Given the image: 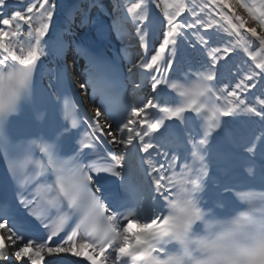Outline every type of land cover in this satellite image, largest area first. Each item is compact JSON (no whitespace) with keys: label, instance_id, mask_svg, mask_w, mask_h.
<instances>
[{"label":"snow or ice","instance_id":"obj_1","mask_svg":"<svg viewBox=\"0 0 264 264\" xmlns=\"http://www.w3.org/2000/svg\"><path fill=\"white\" fill-rule=\"evenodd\" d=\"M153 3L163 13V20L151 8ZM239 6L257 22L259 31L255 26L245 27L247 21L230 6L229 0L192 4L185 0L133 2L127 14L145 57L134 61L129 72L133 67L142 70V80L150 81L151 92L156 96L146 102L134 97L135 102L130 104L117 93V70L90 58L89 83L99 94L112 123L100 121L99 107L95 119L70 115V104L64 98L69 86L57 77L54 94L57 103L64 99L65 122L55 112L47 117L41 113L37 118L46 119V123L37 132L17 143L6 136L0 138L3 159L8 161V170L16 183L19 205L42 222L55 217L51 225L43 224L45 229L50 228L46 236L29 235L23 213L17 208L20 218L10 221V206L0 199V229L14 246L17 260L27 256L31 264H39V253L47 251L84 256L90 264H192L193 259L197 264H264V194L237 190L236 199L246 202L248 207L234 219L224 218L238 208L232 195L233 187L239 186L232 184V177L212 180L216 195L211 204L201 195L209 177V165L227 175L226 169L219 167L223 154L235 155L244 150L256 155L258 141V155L264 159V0H239ZM66 7V0H28L26 5L23 0H0V127L7 128L11 117L19 114L22 104L31 99L34 74L49 42L45 37L49 36L50 26L53 31L62 26ZM121 7L117 0L114 11ZM153 17L162 29L158 47L157 37L150 34ZM244 33L249 41L258 42L260 52L250 50ZM181 41L194 48L199 46L207 59L194 69L198 80L195 91H180L179 95L188 99L178 104L168 91L178 90V84L172 81L193 78L187 72L183 77L179 75ZM237 47L243 49L254 67L235 66V73L230 72L231 79L225 83L221 61L227 64L229 54ZM133 83L134 88L143 86ZM257 95L260 98L253 103ZM198 97L214 98L219 104L211 109L202 133L198 120L202 105L197 102ZM241 114L259 118L249 123L261 129L260 135L230 146L224 141V133ZM69 119L70 124L66 122ZM165 121L186 126L191 121L189 142L198 146V151L191 153L198 161L194 169L185 164L178 173L176 146L165 143ZM162 128L165 132H161ZM156 133L160 135L155 136ZM109 144L123 145L124 154L117 156L107 147ZM137 150L147 154L140 158V167L144 173L141 183L147 180L148 195L144 200L133 197L120 202L108 177L121 178L123 184L124 170L129 167L126 161L135 157ZM186 159L181 154V163ZM26 165L34 167L26 169ZM248 172L254 174V169L249 168ZM260 180L264 183V168ZM165 208L166 214L162 215ZM133 225L139 231L130 233ZM61 232L64 236L56 241L57 246L45 243ZM4 239L0 235V260L12 264ZM19 241H23L22 246ZM33 247L35 250L30 251ZM87 249H91V254L85 256Z\"/></svg>","mask_w":264,"mask_h":264},{"label":"bare ground","instance_id":"obj_2","mask_svg":"<svg viewBox=\"0 0 264 264\" xmlns=\"http://www.w3.org/2000/svg\"><path fill=\"white\" fill-rule=\"evenodd\" d=\"M67 1H69V0H66V2ZM138 2H139V0H138ZM185 2L188 3V4H192L194 2L195 3H200L201 0H185ZM229 4H230V6L236 12H238L247 21L245 27L255 26V27L258 28V24L255 21L251 20V18L248 16L247 12L244 11V9L241 8L236 3L235 0H229ZM128 5L129 4L123 6L125 9H124V11H122V13H120V16L123 17V18H126V19L128 18L129 20H131V17L128 16V14H127V8L128 7H131V5L130 6H128ZM225 11H227V9ZM161 15L163 16V13L162 12H161ZM162 18H161V20H162ZM165 24H166V21H165ZM115 25L119 28V26L117 24H115ZM132 26L134 27L133 23H132ZM67 27H68V24H67ZM152 29H154V27L151 26V28H150V34L152 33ZM258 31H259V28H258ZM134 32H135V30H134ZM78 35L81 36V30L78 31ZM222 35L225 36V41H226L227 40V34L224 33ZM87 36L80 37V38H82V39L85 38V39L88 40ZM244 39H245V41H247L249 43L250 50H253V51H256V52H260V48L258 46V42H251V41H249V36H248L247 33H244ZM89 40H90V38H89ZM127 40H129V44L130 45H132V46L135 45V42L132 41V39L130 37H127ZM232 42L235 43L234 40ZM96 43H101V42L100 41H97ZM219 46L223 47L224 46V43H220ZM191 47L192 46H190L187 42L181 41L179 43V45H178V49H179L178 59L181 61V63L184 62L186 58H188V59L191 58V59H194L196 61H197V59H198V61H203L204 59L205 60L207 59V57L204 55L203 51L199 49V46H197V48L195 49V51H193L191 49ZM261 54L264 55V53H261ZM229 55H230V60H229V62L227 64H225L224 61H221V65H224V66L220 68V71H221L222 77L224 78V82L225 83H228V81L225 80V76L228 75V74H230V72L231 73H235V71H236V67L235 66H242L245 69L254 67L252 65L251 61L248 59L247 54L243 52V49L242 48L237 47L236 51L233 52V53H230ZM218 67H219V65H218ZM76 74H77V72H76ZM77 78L79 79V75L78 74H77ZM253 92H256V91L253 90ZM147 94H148V88L146 86H144L143 87V95H147ZM258 98H260L259 95H257L256 97H254L253 100H256ZM246 103H247V101H246ZM229 119H232V118H227V120H229ZM258 119L259 118L250 117V116L243 115V114H241V115H239V116H237L235 118V123L231 126V128L233 129L232 131H233L234 137H235V139H236L237 142H239V143L248 142L247 140H248L249 134L250 133H254L256 131H257L256 134L257 135H260L261 129H259L258 126L252 125V124L249 123V121H251V120H258ZM255 143L257 145V153H258V150H259V142L258 141H255ZM4 242H5V240H4ZM5 246H6L5 250L7 251V253H10L11 251H13L12 250V246L10 244L7 243ZM76 250L79 251L78 248ZM44 253L47 254V251H44V252L39 253V256L43 258V259H40L42 261L41 264H45V262H48V263L51 262L50 264H72V262H69V261H65V263H60L59 261L53 260L54 259L53 257H55V255L54 256H49V257L46 258L47 260L43 261L44 260V257H45L44 256ZM88 254H91V252H89V249L85 250V256L88 255ZM67 255H70V254H67ZM79 257H81L80 258L81 260L79 259ZM55 258H57V257H55ZM58 258H60L59 255H58ZM70 258H72V257H70ZM77 258L80 260V263L79 264H90V262L87 261L84 258V256H73L72 261L75 262V259H77ZM10 260H11V262L13 264V260L11 258H10ZM4 261L5 260H2L3 263H0V264H9L8 261H6V262H4ZM28 262L29 261H27L26 263H28ZM22 264H25V261L22 262ZM109 264H111V262H109Z\"/></svg>","mask_w":264,"mask_h":264},{"label":"rangeland","instance_id":"obj_3","mask_svg":"<svg viewBox=\"0 0 264 264\" xmlns=\"http://www.w3.org/2000/svg\"><path fill=\"white\" fill-rule=\"evenodd\" d=\"M109 2L110 1H114V3L116 4L117 3V0H108ZM236 1V3L239 5V0H235ZM159 11H160V9H159ZM245 11V10H244ZM256 22V21H255ZM257 23V22H256ZM124 30H126L127 32H128V29L127 28H124ZM1 235V234H0ZM6 245V244H5ZM65 253V252H64ZM56 254V253H55ZM67 254H70V255H67V256H69V257H72L71 259H73V256L74 255H71L72 253H69V252H67ZM8 255H10L9 257L13 260V264H22V262H24L25 261V264H31V261H29L28 263H26L28 260H27V256L26 257H24V258H21V259H19V260H17L16 259V257H15V255H14V252L13 251H11L10 253H8ZM58 255L61 257V258H58ZM42 256V255H41ZM44 260L43 261H45V260H47L46 258L47 257H49V256H54V255H50V254H45L44 253ZM55 257H57V258H55ZM55 257H53L54 259L53 260H55V261H59L60 263H65V261H64V257L66 258V256H64L62 253H58L57 255H55ZM81 257H79V259H80ZM43 259V258H42ZM67 259V258H66ZM78 258L77 259H75V262H79L80 263V260H79ZM79 260V261H78ZM4 262H6V260L4 261ZM41 260H40V262H39V264H41ZM0 263H3L2 262V260H0ZM51 263V262H50ZM50 263H48V262H45V264H50ZM67 263V262H66Z\"/></svg>","mask_w":264,"mask_h":264},{"label":"clouds","instance_id":"obj_4","mask_svg":"<svg viewBox=\"0 0 264 264\" xmlns=\"http://www.w3.org/2000/svg\"><path fill=\"white\" fill-rule=\"evenodd\" d=\"M192 264H197V260L193 259Z\"/></svg>","mask_w":264,"mask_h":264}]
</instances>
